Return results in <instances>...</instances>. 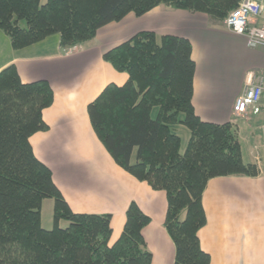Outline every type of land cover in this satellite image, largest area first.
Masks as SVG:
<instances>
[{
  "label": "trees",
  "instance_id": "trees-1",
  "mask_svg": "<svg viewBox=\"0 0 264 264\" xmlns=\"http://www.w3.org/2000/svg\"><path fill=\"white\" fill-rule=\"evenodd\" d=\"M240 0H0V31L14 49L57 35L74 52L127 15L167 6L223 24ZM103 60L128 76L108 85L87 109L94 133L117 166L167 197L164 227L174 264H210L198 233L206 225L203 193L210 180L255 178L231 123L203 122L192 106L195 63L187 39L140 32ZM45 81L23 84L15 66L0 72V264H151L142 230L150 223L132 202L119 239L110 245V215L73 213L29 139L45 132L42 112L53 104ZM154 110L156 111L153 115ZM190 137L184 153L171 127ZM52 199L53 229L41 227V205ZM68 226L60 228L59 222Z\"/></svg>",
  "mask_w": 264,
  "mask_h": 264
},
{
  "label": "crops",
  "instance_id": "crops-1",
  "mask_svg": "<svg viewBox=\"0 0 264 264\" xmlns=\"http://www.w3.org/2000/svg\"><path fill=\"white\" fill-rule=\"evenodd\" d=\"M140 32L190 42L195 114L203 122L234 125L243 161L260 171L255 178L221 177L208 182L202 199L206 225L198 233L201 249L210 264H264V107L247 119H235L232 113L247 75L264 73V47H248L243 36L204 14L167 6L142 17L129 14L70 53L60 47L57 35L16 50L0 31V72L15 66L23 84L45 81L53 91V104L42 112L48 130L29 139L35 157L51 171L73 213L111 216L110 245L119 239L134 202L150 219L142 235L151 264H174L175 247L164 227L165 192L153 190L115 164L87 112L108 85L122 86L128 80L103 55Z\"/></svg>",
  "mask_w": 264,
  "mask_h": 264
},
{
  "label": "built area",
  "instance_id": "built-area-1",
  "mask_svg": "<svg viewBox=\"0 0 264 264\" xmlns=\"http://www.w3.org/2000/svg\"><path fill=\"white\" fill-rule=\"evenodd\" d=\"M231 33L243 36L250 48L264 47V0H240L223 22ZM264 107V73L249 74L243 92L235 99V118L247 119L258 115Z\"/></svg>",
  "mask_w": 264,
  "mask_h": 264
},
{
  "label": "rangeland",
  "instance_id": "rangeland-1",
  "mask_svg": "<svg viewBox=\"0 0 264 264\" xmlns=\"http://www.w3.org/2000/svg\"><path fill=\"white\" fill-rule=\"evenodd\" d=\"M44 1L45 0H43V2ZM155 113L156 111L154 110L153 115H155ZM171 130L181 139L180 153H184L190 137L189 130L182 125L173 126L171 127ZM53 206H54V202L52 199L44 200L41 205V227L47 231L53 229ZM67 226L68 223L66 221H61L60 228L64 229Z\"/></svg>",
  "mask_w": 264,
  "mask_h": 264
}]
</instances>
